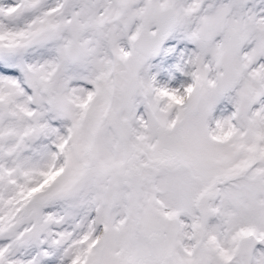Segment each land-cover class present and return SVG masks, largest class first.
Segmentation results:
<instances>
[{
	"label": "snow or ice",
	"instance_id": "obj_1",
	"mask_svg": "<svg viewBox=\"0 0 264 264\" xmlns=\"http://www.w3.org/2000/svg\"><path fill=\"white\" fill-rule=\"evenodd\" d=\"M0 264H264V0H0Z\"/></svg>",
	"mask_w": 264,
	"mask_h": 264
}]
</instances>
